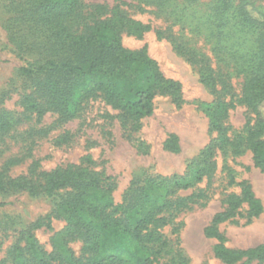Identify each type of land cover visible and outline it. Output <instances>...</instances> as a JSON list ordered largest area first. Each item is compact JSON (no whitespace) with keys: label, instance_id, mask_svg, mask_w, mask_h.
Wrapping results in <instances>:
<instances>
[{"label":"trees","instance_id":"trees-1","mask_svg":"<svg viewBox=\"0 0 264 264\" xmlns=\"http://www.w3.org/2000/svg\"><path fill=\"white\" fill-rule=\"evenodd\" d=\"M211 4L197 24L204 40L200 46L182 42L168 29L156 30L158 37L169 40L178 54L196 66L202 83L214 94L211 102L200 103L209 118V131L216 134L209 144L183 174L135 184L123 203L114 198L117 182L89 165L69 164L40 171L36 177L12 178L0 172V192L24 190L52 197L67 190L55 209L66 227L51 238L52 251H46L34 235L42 227L52 230V224L37 221L20 233L0 264H156L167 255H172L169 264H188L181 253L173 254L162 230L173 225V233L178 234L183 224H176V218L193 205L207 204V189L195 188L206 179L207 186L213 183L219 153L225 156L222 170L228 184L238 185L240 192L226 196L224 209L214 215L205 234L216 239L215 257L228 264L264 262V243L232 249L220 230V224L235 219L244 204L247 223L263 212L252 184L237 182L227 156L250 150L254 166L264 172V12L250 0H211ZM17 5V21L32 22L46 39L45 62L20 68L21 74L35 81V93L43 104L36 98L31 109L40 116L55 111L71 119L85 101L101 96L119 111L123 125L131 123L139 129L141 121L154 114L157 96H170L177 106L185 103L181 82L164 74L146 45L135 50L124 46L123 32L142 36L151 26L131 18L121 4L110 9L83 0H26ZM238 104L254 118L235 131L226 121ZM12 123L10 114H0V132ZM165 147L180 152L178 137L170 135ZM192 189L190 195L180 194ZM74 241L82 243L79 257L70 246Z\"/></svg>","mask_w":264,"mask_h":264},{"label":"rangeland","instance_id":"rangeland-1","mask_svg":"<svg viewBox=\"0 0 264 264\" xmlns=\"http://www.w3.org/2000/svg\"><path fill=\"white\" fill-rule=\"evenodd\" d=\"M25 1L0 0V114H10L13 122L8 130L0 132V172L12 178L36 177L40 171L69 164L89 165L117 182L116 203H123L132 186L142 185L150 177L183 174L191 160L216 135L209 131V118L200 107L201 102H211L214 94L202 83L196 66L178 54L169 40L158 37L156 30L168 29L170 31L166 32L175 34L186 44H204L197 24L210 12L211 0L193 3L185 0H150L149 3L83 0L86 4H105L110 9L121 4L131 18L149 24L151 29L142 36L123 32L124 46L135 50L146 45L164 74L182 84L185 103L177 106L170 96H157L154 114L144 118L139 129L131 123L123 125L119 111L101 96L85 101L71 119L55 111H46L40 116L31 109L36 98L42 104L43 101L35 93L34 79L21 74L20 68L44 63L47 55L44 34L35 30L32 22L17 21V4ZM250 1L264 12V0ZM250 118L254 115L238 104L231 110L226 125L240 131ZM170 135L178 137L180 152L173 153L165 147ZM224 158L219 153L213 183L207 186L206 179L195 188L207 189V204L193 205L176 218V224H183L178 234L173 233V225L162 230L171 241L173 254L181 253L188 264H228L215 257L216 239L205 234L214 215L224 209L226 196L240 192L238 185L228 184L227 173L222 170ZM227 163L235 171L237 182L246 180L252 184L263 212L247 223L248 205L244 204L235 219L221 223L226 245L232 249H247L263 244L264 172L254 166L250 150L240 156H227ZM192 192L193 189L180 194L187 196ZM66 193L67 190H62L49 197L33 196L24 190L0 192V203H5L0 206V262L9 257V250L18 242L20 233L37 221L51 222L52 230L42 227L34 230V235L46 251H52L51 238L66 227L65 220L57 218L55 213L57 202ZM70 246L76 256H81L80 241L71 242ZM171 256H164L156 264H169Z\"/></svg>","mask_w":264,"mask_h":264}]
</instances>
